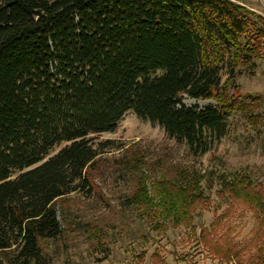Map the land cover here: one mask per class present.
I'll return each mask as SVG.
<instances>
[{"label": "trees", "instance_id": "obj_1", "mask_svg": "<svg viewBox=\"0 0 264 264\" xmlns=\"http://www.w3.org/2000/svg\"><path fill=\"white\" fill-rule=\"evenodd\" d=\"M263 45V22L233 0H0V264H44L41 242L62 232L56 203L90 192L111 143L92 136L127 111L206 152L235 107L223 82ZM184 94L216 104L189 106ZM203 176L153 184L165 218L191 227L207 202ZM144 182L130 197L137 208L151 200ZM218 193L227 207L199 243L225 263L264 264V182L223 176ZM237 207L253 219L241 242L228 234Z\"/></svg>", "mask_w": 264, "mask_h": 264}, {"label": "rangeland", "instance_id": "obj_2", "mask_svg": "<svg viewBox=\"0 0 264 264\" xmlns=\"http://www.w3.org/2000/svg\"><path fill=\"white\" fill-rule=\"evenodd\" d=\"M233 1L264 24V0ZM228 69L223 66L222 81ZM234 73L232 84L224 81L223 85L235 107L224 134L213 138L204 153L192 152L185 141L168 137L157 123L142 120L131 110L112 131L92 136L95 142L111 143L95 161L90 192L72 191L56 203L62 232L41 242L44 264L234 263L212 257L199 243L198 234L200 227H207L227 207V200L218 193L221 177L247 174L253 182H264V45L257 57L239 65ZM182 102L198 107L216 104L187 94ZM193 173L204 175L200 189L207 202L196 205L191 227L178 226L160 212L163 201L152 186L162 179L183 182L185 174ZM139 179L145 180L146 195L151 199L146 208H137L130 201ZM149 209L158 215L147 214ZM246 210L237 207L227 219L228 234L234 241H243L253 226Z\"/></svg>", "mask_w": 264, "mask_h": 264}]
</instances>
